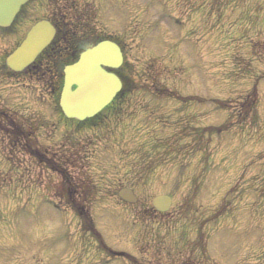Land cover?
I'll return each instance as SVG.
<instances>
[{"label": "rangeland", "instance_id": "1", "mask_svg": "<svg viewBox=\"0 0 264 264\" xmlns=\"http://www.w3.org/2000/svg\"><path fill=\"white\" fill-rule=\"evenodd\" d=\"M42 18L120 46L95 116L64 117L42 57L1 69ZM0 264H264V0L26 1L0 28Z\"/></svg>", "mask_w": 264, "mask_h": 264}, {"label": "water", "instance_id": "2", "mask_svg": "<svg viewBox=\"0 0 264 264\" xmlns=\"http://www.w3.org/2000/svg\"><path fill=\"white\" fill-rule=\"evenodd\" d=\"M26 1L0 0V27L9 26L19 7ZM55 32L48 20L35 22L21 43L6 56L7 68L14 72L25 69L51 42ZM121 62L122 55L118 45L103 40L88 46L80 53L76 62L65 66L59 99L65 116L81 120L104 107L121 87L119 78L106 68H117ZM72 85L75 86L73 90ZM118 195L125 201H135L129 189L122 188ZM152 204L157 210L164 211L170 205V198L167 195H158L153 198Z\"/></svg>", "mask_w": 264, "mask_h": 264}, {"label": "trees", "instance_id": "3", "mask_svg": "<svg viewBox=\"0 0 264 264\" xmlns=\"http://www.w3.org/2000/svg\"><path fill=\"white\" fill-rule=\"evenodd\" d=\"M54 24L57 29L56 37L52 43L45 48L40 56L37 57L36 61L28 68V70L35 72L41 57L47 62H51L56 77L55 84L58 88L61 87L62 67L76 59L78 53L83 49L84 43L80 41L82 35L79 37V35L76 34L75 29L71 30L68 27H65L62 20H59ZM117 74L120 75V77L122 75L120 72H117ZM124 85L125 84L122 81V87Z\"/></svg>", "mask_w": 264, "mask_h": 264}, {"label": "flooded vegetation", "instance_id": "4", "mask_svg": "<svg viewBox=\"0 0 264 264\" xmlns=\"http://www.w3.org/2000/svg\"><path fill=\"white\" fill-rule=\"evenodd\" d=\"M18 44V43H17ZM16 46V45H15ZM12 50V49H11ZM10 52V51H9ZM78 122V121H77ZM30 152L32 153V150H30ZM33 153H34V151H33ZM36 155V154H35ZM37 156L39 157V155L37 154ZM39 159H40V157H39ZM62 172H64L63 170H62ZM65 173V172H64ZM76 204V203H75ZM87 225V224H86ZM87 226H90V228H89V232L91 233V235H98L95 231H94V229H93V226H92V224H88Z\"/></svg>", "mask_w": 264, "mask_h": 264}]
</instances>
